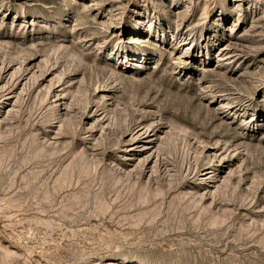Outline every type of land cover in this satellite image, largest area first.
Instances as JSON below:
<instances>
[{
  "label": "rangeland",
  "instance_id": "374dc122",
  "mask_svg": "<svg viewBox=\"0 0 264 264\" xmlns=\"http://www.w3.org/2000/svg\"><path fill=\"white\" fill-rule=\"evenodd\" d=\"M0 264H264V0H0Z\"/></svg>",
  "mask_w": 264,
  "mask_h": 264
}]
</instances>
